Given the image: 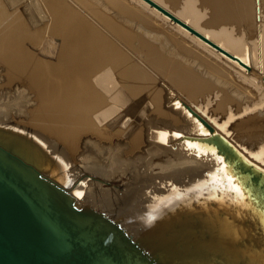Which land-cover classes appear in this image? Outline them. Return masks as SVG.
I'll list each match as a JSON object with an SVG mask.
<instances>
[{
	"label": "bare ground",
	"instance_id": "1",
	"mask_svg": "<svg viewBox=\"0 0 264 264\" xmlns=\"http://www.w3.org/2000/svg\"><path fill=\"white\" fill-rule=\"evenodd\" d=\"M94 1L0 0V141L164 264H264V0H153L250 70L143 0ZM183 102L243 155L179 141L208 133ZM83 173L97 195L67 188Z\"/></svg>",
	"mask_w": 264,
	"mask_h": 264
},
{
	"label": "water",
	"instance_id": "2",
	"mask_svg": "<svg viewBox=\"0 0 264 264\" xmlns=\"http://www.w3.org/2000/svg\"><path fill=\"white\" fill-rule=\"evenodd\" d=\"M143 1L250 70V66L237 56L153 0ZM183 105L208 128V133H198L197 136L178 134L179 141L185 138L208 141L214 134L235 153L243 155L202 115L185 102ZM0 122L8 123L1 119ZM242 169L256 181L261 180L252 168L245 166ZM78 199L77 195L44 176L25 152L0 141V264H164L171 260L169 252L158 249L150 253L141 244L145 229L133 235L124 226V222L131 221L130 216L111 219L89 204H79ZM175 261V264H184L190 259Z\"/></svg>",
	"mask_w": 264,
	"mask_h": 264
},
{
	"label": "rangeland",
	"instance_id": "3",
	"mask_svg": "<svg viewBox=\"0 0 264 264\" xmlns=\"http://www.w3.org/2000/svg\"><path fill=\"white\" fill-rule=\"evenodd\" d=\"M91 1V0H90ZM94 0H92V3H95L96 5H98V3L97 2H93ZM99 6V5H98ZM100 7H101V5H100ZM109 10H107V12H108ZM109 13H112V12H109ZM11 93V92H10ZM254 114H255V112H254ZM241 146H244V148H246V150L249 152H253V151H256L257 150V147H258V145H255V144H253V143H249V142H245V144L243 145V144H240ZM245 146H247V147H245ZM252 148V149H251ZM250 149V150H249ZM203 159H204V157H203V155L201 156ZM100 160V159H99ZM108 161H110V160H107V164H105V165H108ZM110 164V163H109ZM141 164H144V163H139V164H136V165H133L132 166V169L131 170H133V168L135 167V166H137V165H141ZM196 168H200V167H196ZM122 171H116V172H114L113 174H111L113 177H115V176H119L120 174H122L121 173ZM124 172L125 173H127V174H129V172H130V170L129 171H127V170H124ZM82 177L80 178V181L79 182H77V183H74V182H70V184L68 183V185L66 184V186H67V188H68V186H69V188L68 189H81L82 191H83V196H82V198L84 197V195L85 196H87L89 193L90 194H93V195H97L98 193H99V191H98V186H97V188H95L94 186L92 187V186H89L88 184H86V182H85V180L88 178L87 177V175H85V173H83V174H80ZM101 179H103V173H99V172H96L95 173V180L97 181V182H101L100 180ZM81 184V185H79V184ZM125 183H129V181H126ZM73 184H78L80 187H75V186H73ZM77 185V186H78ZM73 187V188H71V187ZM75 187V188H74ZM99 190H100V188H99ZM120 193H118V195H119ZM120 197H122L121 196V194L119 195ZM120 200H121V198H120ZM86 201V200H85ZM115 205H114V204ZM118 204V203H117ZM108 206V204H105L104 205V207L102 208V209H105V210H107V209H109V206ZM111 206L112 207H110V208H112L111 209V211H116V210H118V205H116V202H111ZM114 208V209H113ZM109 211H110V209H109ZM116 212H118V211H116Z\"/></svg>",
	"mask_w": 264,
	"mask_h": 264
},
{
	"label": "snow or ice",
	"instance_id": "4",
	"mask_svg": "<svg viewBox=\"0 0 264 264\" xmlns=\"http://www.w3.org/2000/svg\"><path fill=\"white\" fill-rule=\"evenodd\" d=\"M232 190H233V191H236V192H239V189H238V188H235V187H233Z\"/></svg>",
	"mask_w": 264,
	"mask_h": 264
}]
</instances>
